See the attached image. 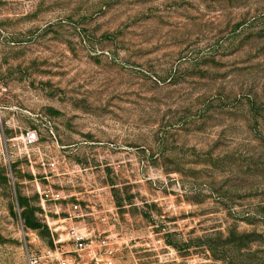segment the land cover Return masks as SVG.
Masks as SVG:
<instances>
[{
	"label": "rangeland",
	"instance_id": "374dc122",
	"mask_svg": "<svg viewBox=\"0 0 264 264\" xmlns=\"http://www.w3.org/2000/svg\"><path fill=\"white\" fill-rule=\"evenodd\" d=\"M45 120L112 209L82 264H264V0H0V264L51 245L8 154Z\"/></svg>",
	"mask_w": 264,
	"mask_h": 264
},
{
	"label": "built area",
	"instance_id": "2783aa9c",
	"mask_svg": "<svg viewBox=\"0 0 264 264\" xmlns=\"http://www.w3.org/2000/svg\"><path fill=\"white\" fill-rule=\"evenodd\" d=\"M45 122L49 129L47 136L42 138L37 128H25L11 140L8 152L9 156L14 155V161L26 165L39 221L51 239V245L37 251L27 248L25 264H82L86 256L96 263L111 251L107 229L89 227L86 220L105 225L107 213L113 214L112 209L93 202L85 189L67 187L68 183L73 186V180L83 179L89 167L73 159L58 144L50 121ZM52 145L56 148L49 147ZM62 234L64 238L60 237Z\"/></svg>",
	"mask_w": 264,
	"mask_h": 264
},
{
	"label": "trees",
	"instance_id": "16d2710c",
	"mask_svg": "<svg viewBox=\"0 0 264 264\" xmlns=\"http://www.w3.org/2000/svg\"><path fill=\"white\" fill-rule=\"evenodd\" d=\"M44 227V229H46V227L45 226H43Z\"/></svg>",
	"mask_w": 264,
	"mask_h": 264
}]
</instances>
